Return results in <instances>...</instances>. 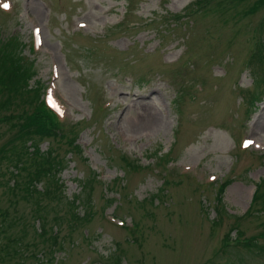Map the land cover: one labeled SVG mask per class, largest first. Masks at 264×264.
Returning a JSON list of instances; mask_svg holds the SVG:
<instances>
[{"label":"rangeland","instance_id":"obj_1","mask_svg":"<svg viewBox=\"0 0 264 264\" xmlns=\"http://www.w3.org/2000/svg\"><path fill=\"white\" fill-rule=\"evenodd\" d=\"M3 1L0 49L17 52L29 83L75 125L80 149L41 140V154L49 148L62 169L40 175L49 195L29 197L6 182L18 172L21 186L33 160L17 126L0 123V264H264V213L243 215L261 208L251 198L264 176V94L247 63L262 13L227 21L254 0L221 4L222 14L205 5L186 13L192 0ZM243 138L254 143L242 148ZM228 180L222 200L238 220L218 214ZM74 209L83 217L76 225ZM235 228L257 245L224 249Z\"/></svg>","mask_w":264,"mask_h":264},{"label":"trees","instance_id":"obj_2","mask_svg":"<svg viewBox=\"0 0 264 264\" xmlns=\"http://www.w3.org/2000/svg\"><path fill=\"white\" fill-rule=\"evenodd\" d=\"M241 1L244 0H196L194 4L201 5L202 3L206 6H211L210 8H213L214 12L222 14L223 12H225L224 10H228L229 7H227L226 9H222L223 6L221 4H226L227 2H229L233 6L237 7V5L241 3ZM257 11H260L262 13V16L256 26L252 28L250 33L251 38H254L255 42H253V45L250 50L249 61L250 63H252L251 70L253 72L251 73L254 76L255 88L258 89L262 85L264 87V73L261 76L257 74V69L261 71L264 70V0H254L249 6L242 7L241 10L233 9V11L231 12L232 15L227 21L232 19L235 20L236 23L241 18H245L249 15H252ZM10 54H17V52L14 51L13 53H10L7 50L5 51L0 49V123L8 122V124H14V127L17 126L18 131L21 135V143L24 147L23 152H26L27 156L33 160L32 164L33 167L35 166V169L33 172L26 175V180L21 184V186H19L20 182L17 179L18 172L10 171L11 175L14 178V183L9 186L8 182H6V185L14 192L16 190H23L24 193L27 194L29 197H36L35 195L47 196L50 193L49 190L45 188H38V184L40 182V175L43 173L44 175L49 174L51 168L53 167L56 168V171L61 170V162L56 161L57 166L51 164V151L48 150L41 154L38 145L41 140L47 138L66 139L69 140V145L72 148L79 150L80 147L75 143L77 134L75 133L76 131L72 127L65 128L62 122L58 119L57 115L46 106L42 97L43 92L41 91V88H39V84H36L35 81L32 84L29 83V79L31 78L32 73L30 74L28 67L23 63L21 64L20 59L14 58ZM27 92H31L30 100L28 101L27 98L26 101H22V96ZM249 100L251 102V105H253L256 98L252 96ZM25 104H27L28 108L29 106L34 107L33 109L29 108V110L28 108L26 110L22 109L23 111L19 113V117L16 116L17 122L12 121V118H15L14 112L17 111V108H20V106H24ZM2 111H5V113H1ZM10 149V153H12L13 146H11ZM22 156V153H19L18 158L15 160V162L11 164L14 168L18 170L20 164L19 159ZM36 158L42 159V162L48 164V167L50 169L45 170L44 167H48H46L42 163L37 164ZM53 159L55 158L53 157ZM127 166L132 169H136L137 167V165H134L129 162H127ZM50 176L54 177V172H52ZM229 182L230 180L220 184L217 193V204H219L220 206L218 214L220 215L226 214L224 204H222V195ZM63 189V187L59 188V197L62 194ZM253 197L254 199L252 204H261V208H248L245 215H251L254 211L255 213H257L256 215H258L259 213H261V211H264V178H262L258 183H256ZM74 198H78V196H74ZM74 198L72 204L74 208H77L75 206ZM154 198L155 197L153 196L152 200ZM36 205L37 209L35 210L34 218L35 220L40 221L39 224H41V232H39V235L42 236L47 231L45 228L46 217L42 213L40 214L41 208L39 207L38 201L36 202ZM74 210L76 211V209ZM0 215H2L1 212ZM78 215L79 214L77 212H74L75 225L80 222L81 218H83L82 216ZM235 229L237 230V228ZM2 231L3 230H1V232ZM262 235L264 237V233ZM236 236L237 237H235V239H232L231 236H229V233L225 236V238L223 239L224 249L229 247H237L238 245L242 247H247L249 249L251 246L257 245L254 238L244 237V233L242 231L237 230ZM4 251H7L6 248L4 250L0 248V254L4 253ZM15 254H18L17 249L15 250Z\"/></svg>","mask_w":264,"mask_h":264},{"label":"bare ground","instance_id":"obj_3","mask_svg":"<svg viewBox=\"0 0 264 264\" xmlns=\"http://www.w3.org/2000/svg\"><path fill=\"white\" fill-rule=\"evenodd\" d=\"M142 97H145V96L142 95ZM142 97H139L142 101H141V100H138V101L140 102V105H141V106H145V107H143V108H146L147 103L144 101V99H143ZM143 108H142V109H143ZM146 109H147V108H146ZM154 120L157 121L156 118H154Z\"/></svg>","mask_w":264,"mask_h":264},{"label":"snow or ice","instance_id":"obj_4","mask_svg":"<svg viewBox=\"0 0 264 264\" xmlns=\"http://www.w3.org/2000/svg\"><path fill=\"white\" fill-rule=\"evenodd\" d=\"M0 7H3V8L6 9V8L9 7V5L7 3H4V4L0 5ZM250 143H252V142L251 141H247L246 144H245V146H247V144H250Z\"/></svg>","mask_w":264,"mask_h":264}]
</instances>
